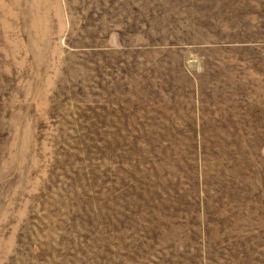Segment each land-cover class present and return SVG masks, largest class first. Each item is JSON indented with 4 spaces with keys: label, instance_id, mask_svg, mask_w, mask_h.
<instances>
[{
    "label": "rangeland",
    "instance_id": "rangeland-1",
    "mask_svg": "<svg viewBox=\"0 0 264 264\" xmlns=\"http://www.w3.org/2000/svg\"><path fill=\"white\" fill-rule=\"evenodd\" d=\"M0 264H264V0H0Z\"/></svg>",
    "mask_w": 264,
    "mask_h": 264
}]
</instances>
